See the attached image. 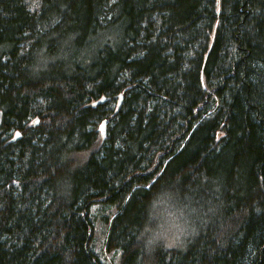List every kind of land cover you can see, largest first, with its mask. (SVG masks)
Returning <instances> with one entry per match:
<instances>
[{"label":"trees","instance_id":"obj_1","mask_svg":"<svg viewBox=\"0 0 264 264\" xmlns=\"http://www.w3.org/2000/svg\"><path fill=\"white\" fill-rule=\"evenodd\" d=\"M0 111V264H264V0H0Z\"/></svg>","mask_w":264,"mask_h":264},{"label":"rangeland","instance_id":"obj_2","mask_svg":"<svg viewBox=\"0 0 264 264\" xmlns=\"http://www.w3.org/2000/svg\"><path fill=\"white\" fill-rule=\"evenodd\" d=\"M118 98H116L114 100L115 102H118ZM105 222V220H103ZM108 225L107 223H105V225L103 226V230L107 229ZM104 247V246H103ZM119 251H117L116 249H106L103 252V256H104V260H106L107 264H116L117 263V255H119Z\"/></svg>","mask_w":264,"mask_h":264},{"label":"water","instance_id":"obj_3","mask_svg":"<svg viewBox=\"0 0 264 264\" xmlns=\"http://www.w3.org/2000/svg\"><path fill=\"white\" fill-rule=\"evenodd\" d=\"M106 100H111V97H102L100 100H98V102H96L97 104L98 103H101V102H104ZM122 100H123V94H120L119 95V100H118V105L120 106L122 104ZM107 120H105L102 124H101V130L102 132L105 134V126L107 124ZM2 123V111H0V124Z\"/></svg>","mask_w":264,"mask_h":264}]
</instances>
